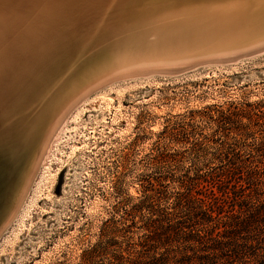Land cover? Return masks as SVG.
Here are the masks:
<instances>
[{
    "label": "rangeland",
    "instance_id": "rangeland-1",
    "mask_svg": "<svg viewBox=\"0 0 264 264\" xmlns=\"http://www.w3.org/2000/svg\"><path fill=\"white\" fill-rule=\"evenodd\" d=\"M108 93L112 103L97 98L98 113H74L54 142L0 237V264H131L144 252H196L199 243L182 237L204 233L192 213L200 203L181 198L206 178L250 176L245 216L264 202V52ZM170 225L180 229L173 242L149 237ZM253 238L264 246V222L230 245L238 264L252 258Z\"/></svg>",
    "mask_w": 264,
    "mask_h": 264
},
{
    "label": "bare ground",
    "instance_id": "bare-ground-1",
    "mask_svg": "<svg viewBox=\"0 0 264 264\" xmlns=\"http://www.w3.org/2000/svg\"><path fill=\"white\" fill-rule=\"evenodd\" d=\"M262 52L264 0H0V237L74 113L122 82Z\"/></svg>",
    "mask_w": 264,
    "mask_h": 264
},
{
    "label": "trees",
    "instance_id": "trees-1",
    "mask_svg": "<svg viewBox=\"0 0 264 264\" xmlns=\"http://www.w3.org/2000/svg\"><path fill=\"white\" fill-rule=\"evenodd\" d=\"M250 180V176L244 175L206 178L197 185L195 193L191 190L182 195L181 199L189 204L200 203L192 213L204 225V233L188 232L182 237L189 243H199L196 252H180L171 257L164 253L149 255L144 252L137 258H131V264H238L243 261L237 251L230 249V245L238 243L244 232L260 229L264 222V202L244 215L247 200L255 193ZM214 222L217 224L212 225ZM179 230V225L158 226L149 237L160 245H167L177 239ZM258 242L253 238L247 244L249 249H254L251 252L253 259L248 256L250 260H245L244 264H264V255L259 253L264 251V246Z\"/></svg>",
    "mask_w": 264,
    "mask_h": 264
},
{
    "label": "water",
    "instance_id": "water-1",
    "mask_svg": "<svg viewBox=\"0 0 264 264\" xmlns=\"http://www.w3.org/2000/svg\"><path fill=\"white\" fill-rule=\"evenodd\" d=\"M190 69V68H189Z\"/></svg>",
    "mask_w": 264,
    "mask_h": 264
}]
</instances>
